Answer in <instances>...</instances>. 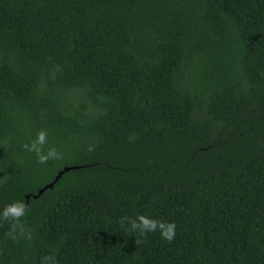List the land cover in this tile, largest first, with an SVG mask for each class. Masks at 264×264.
<instances>
[{"label":"trees","instance_id":"16d2710c","mask_svg":"<svg viewBox=\"0 0 264 264\" xmlns=\"http://www.w3.org/2000/svg\"><path fill=\"white\" fill-rule=\"evenodd\" d=\"M71 166L0 264H264V0H0V212Z\"/></svg>","mask_w":264,"mask_h":264},{"label":"clouds","instance_id":"9594fccd","mask_svg":"<svg viewBox=\"0 0 264 264\" xmlns=\"http://www.w3.org/2000/svg\"><path fill=\"white\" fill-rule=\"evenodd\" d=\"M48 143L47 133L40 130L36 133L35 138L29 142L21 145L22 149L29 153H34L38 164L45 165L49 161H61L63 155L56 147H49L45 151V145ZM98 140H94L88 146V151L95 150ZM28 214L27 206L23 201H13L4 206L3 211L0 212V220L10 225L11 231L9 236L15 238L17 230L23 231V217ZM120 227L125 231L138 233L140 237H147L149 233L159 231L161 238L171 243L176 236V225L174 222L160 221L154 218L138 215L135 219L128 216L121 217L119 221ZM127 226V227H126ZM31 238L30 236L28 237ZM140 243V240H136ZM41 264H57L56 258L53 255H45L41 258Z\"/></svg>","mask_w":264,"mask_h":264},{"label":"water","instance_id":"95a60500","mask_svg":"<svg viewBox=\"0 0 264 264\" xmlns=\"http://www.w3.org/2000/svg\"><path fill=\"white\" fill-rule=\"evenodd\" d=\"M78 167L76 166H71V167H64L54 178V180L50 183H48L47 185H45L44 187H42L41 189L38 190L37 194L36 195H26L25 196V205L27 206L28 204V201H29V198L32 196L33 198H37L38 196H40L46 189L48 188H52L53 185L57 182V180H59L61 178V176L70 171V170H75L77 169Z\"/></svg>","mask_w":264,"mask_h":264}]
</instances>
